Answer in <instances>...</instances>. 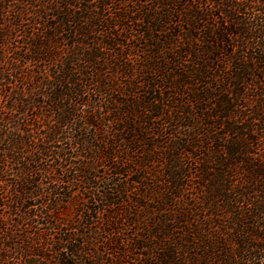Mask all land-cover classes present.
Here are the masks:
<instances>
[{"label":"trees","instance_id":"1","mask_svg":"<svg viewBox=\"0 0 264 264\" xmlns=\"http://www.w3.org/2000/svg\"><path fill=\"white\" fill-rule=\"evenodd\" d=\"M0 264H264V0H0Z\"/></svg>","mask_w":264,"mask_h":264},{"label":"rangeland","instance_id":"2","mask_svg":"<svg viewBox=\"0 0 264 264\" xmlns=\"http://www.w3.org/2000/svg\"><path fill=\"white\" fill-rule=\"evenodd\" d=\"M24 1H26V4H27V6H28V2H29V1H32V0H24ZM36 3H37V2H34V4H36ZM32 18H33V15H30V16H29V14H26V15L24 16V22H26L24 26L32 25V23L35 21V19H32ZM10 40H12V38H10ZM68 209H69V208H66L67 211H68Z\"/></svg>","mask_w":264,"mask_h":264}]
</instances>
